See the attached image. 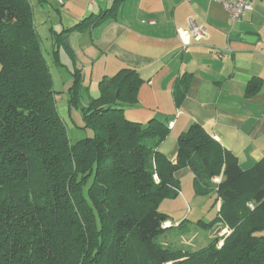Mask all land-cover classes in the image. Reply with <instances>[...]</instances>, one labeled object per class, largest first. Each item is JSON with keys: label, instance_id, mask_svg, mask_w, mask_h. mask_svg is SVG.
Returning a JSON list of instances; mask_svg holds the SVG:
<instances>
[{"label": "trees", "instance_id": "obj_1", "mask_svg": "<svg viewBox=\"0 0 264 264\" xmlns=\"http://www.w3.org/2000/svg\"><path fill=\"white\" fill-rule=\"evenodd\" d=\"M125 2L75 28L115 19ZM73 30L53 31L72 56ZM0 64V264H264V157L245 169L198 124L178 136L177 158L167 157L158 149L170 131L164 122L125 116L143 83L131 67L99 82V95L81 108L96 134L72 143L30 0H0ZM74 76L70 102L79 101ZM188 84L185 75L175 85L178 105ZM253 85L249 93L259 90ZM184 168L197 193L216 192L219 202L211 221L195 223L231 230L194 251L158 241L174 227L160 205L180 195L175 174Z\"/></svg>", "mask_w": 264, "mask_h": 264}, {"label": "crops", "instance_id": "obj_2", "mask_svg": "<svg viewBox=\"0 0 264 264\" xmlns=\"http://www.w3.org/2000/svg\"><path fill=\"white\" fill-rule=\"evenodd\" d=\"M30 1L33 8L38 3L41 11H51L43 0ZM113 1L59 3L67 8L71 24L67 28H74L69 42L82 74L100 82L126 67L137 70L143 80L138 103L127 107L125 116L142 123L153 118L167 126L173 123L158 146L172 160L177 158L178 136L198 124L212 137L217 136L243 168L260 161L264 157V0H253V9L237 22L231 21L223 4L214 0H126L115 19L90 21L75 28L85 18L109 8ZM190 20L203 24L208 36L184 50L177 28L188 26ZM65 28L51 30L54 48L53 31ZM246 35L253 36L250 42ZM185 75L189 84L178 105L174 89ZM251 85L259 90L249 93ZM175 177L192 179L194 174L184 168ZM173 224L179 229L185 227H179L180 222ZM220 227L218 224L212 229L216 233Z\"/></svg>", "mask_w": 264, "mask_h": 264}, {"label": "rangeland", "instance_id": "obj_3", "mask_svg": "<svg viewBox=\"0 0 264 264\" xmlns=\"http://www.w3.org/2000/svg\"><path fill=\"white\" fill-rule=\"evenodd\" d=\"M35 2V1H34ZM43 5L52 7L49 13L41 11L43 7L34 5V16L37 30L40 36L41 45L46 55L48 64L53 75L54 88L56 90L57 105L61 117L67 125L68 135L72 143H76L84 138L92 137L96 134L92 128L85 127V120L81 111L82 106H87L91 97L99 95V80L96 77L87 76L86 73L82 74L81 64L77 62V57L74 51V56L68 53L61 43L53 46V35L51 30H61L62 27H69L71 24L68 22L66 15L65 5H60L54 0H43ZM60 11L58 14L57 11ZM60 16L63 17V25L60 23ZM61 24V26H59ZM60 46V47H59ZM60 49H59V48ZM54 49L60 50V60L62 65L55 60ZM1 69V64H0ZM80 73L79 87V101L74 100L70 102V91L75 76L74 73ZM75 91V87H73ZM78 90V88H77ZM72 91V92H74ZM194 177L189 179L184 177L181 182V193L175 198H166L162 201L160 209L171 216L173 223L181 222L188 219L185 227L179 229L177 224L166 230L159 238L158 241L171 249H179L185 251H194L207 246L215 237L220 233V238L223 229H217L215 233L213 229H204L198 226L195 222L200 219L204 221H211L217 214L219 209V202L216 201V192L210 194H199L196 192ZM194 221V222H192ZM191 222V223H190ZM171 225L170 222L166 223Z\"/></svg>", "mask_w": 264, "mask_h": 264}, {"label": "built area", "instance_id": "obj_4", "mask_svg": "<svg viewBox=\"0 0 264 264\" xmlns=\"http://www.w3.org/2000/svg\"><path fill=\"white\" fill-rule=\"evenodd\" d=\"M60 4H64L67 0H57ZM92 1V0H90ZM193 1V0H188ZM223 4L226 8L231 21L237 22L242 19V17L253 9V0H214ZM177 36L182 43V48L186 50L193 43H199L207 38L208 33L203 24H197L195 21L190 20L188 26L178 27ZM173 123H169L168 127L171 128ZM215 140H219L217 136H213ZM213 181L219 182V178H213ZM165 226H169L165 224ZM231 233V230L228 227L223 229L221 236H227ZM224 244V239L218 241L217 247L221 248Z\"/></svg>", "mask_w": 264, "mask_h": 264}, {"label": "water", "instance_id": "obj_5", "mask_svg": "<svg viewBox=\"0 0 264 264\" xmlns=\"http://www.w3.org/2000/svg\"><path fill=\"white\" fill-rule=\"evenodd\" d=\"M245 37V39H247L249 42L251 41V39L253 38V36H251V35H246V36H244Z\"/></svg>", "mask_w": 264, "mask_h": 264}]
</instances>
